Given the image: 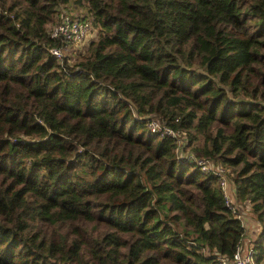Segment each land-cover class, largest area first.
Wrapping results in <instances>:
<instances>
[{
    "label": "trees",
    "instance_id": "16d2710c",
    "mask_svg": "<svg viewBox=\"0 0 264 264\" xmlns=\"http://www.w3.org/2000/svg\"><path fill=\"white\" fill-rule=\"evenodd\" d=\"M96 36L49 54L64 16ZM264 264V0H0V264ZM246 245V244H245Z\"/></svg>",
    "mask_w": 264,
    "mask_h": 264
},
{
    "label": "built area",
    "instance_id": "2783aa9c",
    "mask_svg": "<svg viewBox=\"0 0 264 264\" xmlns=\"http://www.w3.org/2000/svg\"><path fill=\"white\" fill-rule=\"evenodd\" d=\"M90 31L91 29L89 22L76 17L64 16L50 29V36L52 38H59L63 44L58 47H51L49 49V54L52 55L55 59L60 60L66 50L65 46H68L70 44H81L83 40L86 39ZM146 129L151 134L171 137L176 145V157L193 162L201 172L210 173L215 176L218 185L224 195L225 205L232 211H234L233 205L229 200L228 189L230 185H228L227 187V170L224 167L220 166L219 164H215L211 160H207L201 157H195L189 152H182V146L185 143L183 137L178 132L174 131L171 127L166 126L157 120H147ZM237 217L239 218L238 214ZM248 247L249 246H246L242 242L237 243L229 259L218 257L215 261V264H254L252 257L253 250L251 247Z\"/></svg>",
    "mask_w": 264,
    "mask_h": 264
},
{
    "label": "rangeland",
    "instance_id": "374dc122",
    "mask_svg": "<svg viewBox=\"0 0 264 264\" xmlns=\"http://www.w3.org/2000/svg\"><path fill=\"white\" fill-rule=\"evenodd\" d=\"M67 15L69 16L70 14H67ZM90 29H91V31L89 32L88 36L86 37L85 40H83V42L81 44H77V45L70 44L68 46H65L66 50H65L63 56H66V57H68V59L72 60L73 57L77 53L82 52L85 49L86 45L89 43V41L91 39H94L96 36L95 31L91 27H90ZM184 141H185V139H184ZM182 152H187V151L183 150ZM228 185H230V184L228 183V180H227V187H228ZM233 208H234V206H233ZM234 210H235V208H234ZM235 211H236V213H238L239 220L241 219L242 223H243V227H244L243 243L246 244V246H248V243H250V241L254 238V236L258 232V226L253 221V217L248 210V205H246L244 207H240L238 205V209L236 207ZM248 234L250 237H247ZM249 247L252 248V245Z\"/></svg>",
    "mask_w": 264,
    "mask_h": 264
},
{
    "label": "crops",
    "instance_id": "0c3cea01",
    "mask_svg": "<svg viewBox=\"0 0 264 264\" xmlns=\"http://www.w3.org/2000/svg\"><path fill=\"white\" fill-rule=\"evenodd\" d=\"M228 192H229V200H230V203L231 202H233L234 201V196H233V193H232V191H231V189H230V187H229V189H228ZM240 222L242 223V220L240 219ZM255 223V222H254ZM256 224V223H255ZM242 225H243V223H242ZM246 233V232H245ZM248 233V232H247ZM247 237H250L249 236V234H248V236ZM243 240H244V238L241 240V242L243 243ZM248 243V242H247ZM244 244V243H243Z\"/></svg>",
    "mask_w": 264,
    "mask_h": 264
}]
</instances>
